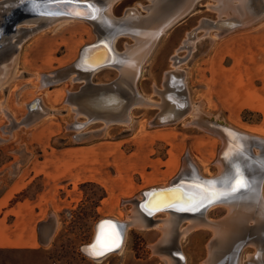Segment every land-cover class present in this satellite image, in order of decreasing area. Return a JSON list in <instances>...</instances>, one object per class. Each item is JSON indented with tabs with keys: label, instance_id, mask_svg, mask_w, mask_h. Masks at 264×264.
Listing matches in <instances>:
<instances>
[{
	"label": "rangeland",
	"instance_id": "374dc122",
	"mask_svg": "<svg viewBox=\"0 0 264 264\" xmlns=\"http://www.w3.org/2000/svg\"><path fill=\"white\" fill-rule=\"evenodd\" d=\"M151 4L118 0L111 11L124 16L132 10L143 17ZM217 5V0H197L187 15L157 37L140 66L135 89L149 100L162 101L165 74L175 70L173 57H186L179 68L186 74L183 91L190 106L200 103L207 117L264 139V0L248 21H239L235 10L231 18L228 12L220 13ZM218 20H226L228 27L215 25ZM205 22L213 25L206 29ZM36 31L0 69V264H166L153 250L163 237L156 226L131 227L122 252L100 262L89 258L82 245L92 240L98 220H124L133 213L130 199H141L146 188L169 185L186 165L205 177L220 174L225 142L221 129L200 126L191 113L154 124L162 109L146 105L132 108L128 123H88L85 114L77 113L78 106L67 101L68 93L80 90L86 81L72 74L46 85L44 76L67 66L82 46L96 40L94 25L67 19ZM191 41L190 53L185 46ZM136 42L132 35H122L115 48L124 52ZM120 75L119 68L109 65L95 71L91 82L106 85ZM35 98L41 99L45 112L30 124L14 126ZM254 150L260 151L257 146ZM262 187L264 200V181ZM214 205L208 218L223 219L228 206ZM167 216L166 211L156 214L158 219ZM50 220L55 228L48 242L40 234L33 242L24 240ZM189 222H179L178 230ZM213 236L211 227L201 226L178 234L175 244L185 254L184 264H205ZM255 251L247 245L242 258Z\"/></svg>",
	"mask_w": 264,
	"mask_h": 264
},
{
	"label": "bare ground",
	"instance_id": "6f19581e",
	"mask_svg": "<svg viewBox=\"0 0 264 264\" xmlns=\"http://www.w3.org/2000/svg\"><path fill=\"white\" fill-rule=\"evenodd\" d=\"M21 1L0 0V3L6 4L0 10V13L3 10L6 12L5 16L0 19V69H2L1 63L8 58L10 61L11 53H14L17 50V46L19 48L23 40H25L32 32L41 30L42 28L44 29L54 23L67 21V19L86 20L94 25L97 32V38L95 41H98L101 38V42L107 43L111 53V60L118 57L119 61L117 63L106 62L105 58L109 55L106 51L107 48L88 51L90 48L88 46L85 47L82 52L83 61L80 63L82 68L89 69L101 62H106L92 68L89 79L86 78L85 75H79L76 71H73L68 75L66 74L67 72H57V70L53 72L52 76L45 75L44 79L46 85H48L58 83L71 77L72 74H76V77L73 76L75 80H84L86 83H89L88 80L91 82V78L95 71L109 65L119 68L121 75L116 81L113 83L111 82V88H106L100 93L89 90V92L91 91L90 94H85L80 101L75 97V91L68 93L67 101L71 103L73 102L78 106L76 108L77 113L81 115L82 113L85 114L88 118V123L100 119H103L106 124H109L114 120L128 123L131 120L130 113L132 108L141 105L159 106L162 109V114L159 112L160 115L157 116L159 120H153L154 124L174 122V120H178L177 118L183 119L187 114L191 113L192 120H194L195 123L200 124V126L207 129L216 127L220 128V134L221 136H224V147L220 152V159L218 161L220 174L215 175L214 177H205L202 176L195 167L188 164L181 168L183 174L181 182H183V184L180 187L175 186L173 189H161L160 191L151 194H148L144 189V191L141 192V199L133 198L129 201L133 204L132 215H128L124 220L114 216L100 219L101 223L97 229L95 227L94 232L95 235L97 230L96 240L87 250L85 249L88 257L100 262L110 254L115 252L120 253L125 245L126 233L131 227L150 228L156 226L162 229L163 237L155 245H152L154 253H157L166 264H178L177 259L170 253L169 248H171L173 242L176 241L178 234L181 236L186 235L192 228L201 226L211 227L214 231V236L208 245L209 256L205 261V264H263L264 200L262 196V186L264 179H262L261 185H259V173L251 175L253 171L249 170L248 173H246V170L244 172L242 171L240 178L252 183L248 189H243L238 193H234L230 197L222 198L220 202L212 203L211 205L205 202L204 209L201 208L197 212L179 211L178 209L184 208L186 205L183 203H175L174 205L169 206L165 197L176 192L177 189L186 192L189 195H195V189L193 188L194 185L217 189L223 188L224 185L221 181L223 179L231 181L232 176H235L234 169L231 168L232 165H230L231 158L233 159V163L235 161L236 164H243L244 167L245 163L248 164V161H245V154L247 155L250 149L255 153L254 146H257L260 149L259 152L257 151L259 154L261 152L263 153L264 142L258 141L256 139L258 136L236 130L229 124L227 127H222L219 123H214L212 117H207L204 113H201L200 103L193 104V107L190 106L185 97V90L183 91L185 83L183 80L186 79V74L184 73V70L179 68L186 57H180L174 54L173 66L175 67V70L167 71V74H165L163 82V84H166L164 85L165 89L162 90L163 92L160 91L163 95L162 101L155 102L149 100L139 94L135 89V80L139 75L140 66L143 64L144 58L148 56L153 48L157 37L163 32L165 33L167 29L183 16L197 0H180L173 3L171 0H152L151 6L148 7L149 15L147 14V16L143 17L135 11L133 13L132 10L131 12L127 10L124 16L114 15L111 8L113 3L118 0H89V15L92 16L93 14L94 16L92 17L76 15L74 13L59 14L60 11L65 8L72 10L73 7H70L72 5L68 0L67 2H58L56 5L50 4L48 0H30V2L27 0ZM217 1V10H219L220 13L228 12L227 14H229L231 18L234 16L230 12L235 10V17H237L239 21H248V19L255 13V7L259 6L261 8L262 6V0H236V3H232L234 0ZM16 4L17 6H14ZM80 8L82 11L85 10V7L83 6ZM109 10L110 13H107ZM30 14H33L32 18H28L27 15ZM5 17L7 18L5 19ZM21 17L26 18L20 20L19 18ZM11 21H15L14 24L17 31H13L10 28L9 22ZM226 23V20H218V22L214 24L228 27ZM97 24L103 26L104 29L99 31ZM205 24L206 25L203 24V26L206 29H209L213 25L211 22H205ZM27 27H29V29ZM122 35H132L137 39V42L131 44L124 52H119L116 50L115 45L117 39ZM191 43L192 41L186 43L185 46L190 47V53L192 49ZM90 85H92V82ZM114 86L116 87L115 89L113 88ZM1 87L2 85H0V88ZM117 88L121 91H118ZM122 93L127 94L128 98ZM126 99L128 100L125 102ZM28 109V114L20 122L14 123V126L27 125L36 121L40 115L45 112L46 108L43 106L40 98H35L28 104ZM76 126H83V123H78ZM241 157H243L244 160H241ZM207 181H217V184L215 186L208 185L206 184ZM167 186L168 185L158 186L157 188H166ZM159 198L160 203H157L156 201ZM214 204H225L228 206L229 211L223 219L212 220L208 218L207 211L211 206H216ZM163 211H166L168 216L163 219L156 218V214ZM185 219H188L190 222L185 227H182L181 230H178L180 225L179 222ZM50 221L52 226H48L50 224L49 222H43L40 225L41 231H44V243L50 240L55 228L53 220ZM101 225H103V228H101ZM47 227L49 230L48 232H45ZM98 236L100 237L99 245H97ZM121 240V245L114 249L115 245ZM249 244L253 245L256 248V251L252 254L247 253V258H242L243 249Z\"/></svg>",
	"mask_w": 264,
	"mask_h": 264
},
{
	"label": "water",
	"instance_id": "95a60500",
	"mask_svg": "<svg viewBox=\"0 0 264 264\" xmlns=\"http://www.w3.org/2000/svg\"><path fill=\"white\" fill-rule=\"evenodd\" d=\"M21 1V0H20ZM27 1H29L30 2V0H27ZM67 2V0H48V2L50 3V4H52V5H56V3H58V2ZM88 1L89 0H68V2H71V5L72 6H70V7H73L72 8V10H69V8H65V9H63V10H61L60 11V13L59 14H72V13H74V14H76V15H83V16H87V17H92V16H94L93 14H92V16H90L89 14H90V11H89V6H88ZM98 1V0H97ZM172 1V3L173 2H175V1H179V0H171ZM22 2V1H21ZM6 4L5 3H0V10L5 6ZM85 5V6H84ZM14 6H17V4L16 5H14ZM85 7L84 9V11H82V10H80L81 8L80 7ZM20 7V6H19ZM15 8V7H14ZM191 11V10H190ZM189 11V12H190ZM92 12V11H91ZM188 12V13H189ZM5 10H3L1 13H0V19L1 18H3L4 16H5ZM86 13V14H85ZM188 13H186V15L188 14ZM28 16V18L29 17H31L32 18V16H33V14L31 15H27ZM183 17V16H182ZM7 17H5V19H6ZM26 18V17H25ZM24 17H21V18H19L20 20H24L25 19ZM179 19H181V18H179ZM178 19V20H179ZM177 20V21H178ZM176 21V22H177ZM14 22L15 21H11V22H9V25H10V28L13 30V31H17L16 29V27H15V24H14ZM97 27H98V29H99V31H102L103 29H104V27L103 26H100L99 24H97ZM28 29H29V27H27ZM7 34H8V32H7ZM100 34V33H99ZM101 38L98 40V41H95V42H91V43H89V44H85L84 46H82V48H81V50H80V54H79V56L74 60V61H72L71 63H69L67 66H64V67H62V68H59L58 70H57V72H61V71H64L66 74H70L71 72H73V71H76V72H78L79 73V75H85L86 76V78H90V76H91V69L92 68H95V67H97L98 65H102V64H104V63H106L107 61L109 62V63H111V62H113V63H117L118 61H119V58L117 57V58H114L113 60H111V53H110V49L108 48V45H107V43H104V42H101ZM105 40V39H104ZM106 41V40H105ZM90 47L89 49H88V51H92V50H97V49H106L107 48V52L109 53V55L105 58V61L106 62H101V63H99V64H97L96 66H92V68H87V69H84V68H82L81 66H80V63H82V61H83V57H82V52H83V49L85 48V47ZM1 47H2V45H1ZM116 80V79H115ZM115 80H113L112 81V83L115 81ZM88 82L89 83H86V82H84L83 83V87L80 89V90H77V91H75L76 92V94H75V97L80 101V100H82V98H83V96L86 94V95H89L90 94V92H89V90H92L93 92H101V91H104L106 88H111V82L108 84V85H98V84H95V83H93L92 82V85H90V81L88 80ZM114 89L116 88L115 86L113 87ZM117 90L118 91H121L120 89H118L117 88ZM124 96H126L127 98H128V95L127 94H124V93H122ZM128 99H126L125 100V102L127 101ZM212 120L214 121V123L216 122V123H219V125H221L222 127H227V123H225V122H223L222 120H217V119H215V118H212ZM256 139L258 140V141H261V142H264V139H261V138H257L256 137ZM241 160H244V158L243 157H241ZM248 161L247 163L248 164H246L245 163V166L243 167V164H236L235 163V161H234V163H233V159L231 158V160H230V165H232V167L231 168H233L234 169V174H235V176H232V179H231V181L230 182H232V181H235L237 178H240L241 177V173H242V171L244 172L245 170H246V173H248L249 172V170L250 171H253V173H251V175H253V174H255V173H259L258 174V177H259V179H258V184L259 185H261V182H262V179H264V152L262 153H254L253 151H251V149L249 150V153L246 155L245 154V161ZM240 165V166H239ZM251 167V168H250ZM233 174V173H232ZM183 174H182V169H180L178 172H177V174L170 180V183H172V184H170V185H168L166 188H157L158 186H154V187H150V188H146L145 189V191L146 192H148V194H151V193H153V192H157V191H160L161 189H163V190H166V189H173L175 186H177V187H180L182 184H183V182H181L182 181V179H183ZM241 179V178H240ZM243 182H245L246 184H248V185H252V183L250 182V181H247V180H243V179H241ZM243 189H248V187H246V188H242V189H240L239 191H241V190H243ZM144 191V190H143ZM238 191V192H239ZM238 192H236V193H238ZM129 199V198H128ZM160 201V198L156 201L157 203H160L159 202ZM158 205V204H157ZM205 207V206H204ZM204 207H201L202 209H204ZM101 223V220H98L97 222H96V224H95V227H96V229L98 228V226H99V224ZM42 224V223H41ZM96 235H97V230H96V233H95V235H94V237H93V239H92V241H90V242H87V243H85V244H83L82 245V248H83V251L87 254V252H86V250L88 249V247L89 246H91L94 242H95V240H96ZM121 243H122V240L117 244V245H115V247H114V249L115 248H118L120 245H121ZM86 249V250H85Z\"/></svg>",
	"mask_w": 264,
	"mask_h": 264
},
{
	"label": "snow or ice",
	"instance_id": "6c2138e0",
	"mask_svg": "<svg viewBox=\"0 0 264 264\" xmlns=\"http://www.w3.org/2000/svg\"><path fill=\"white\" fill-rule=\"evenodd\" d=\"M221 183L224 187L219 189L194 185L193 188L195 189V195H189L188 193L177 189L176 192L165 197V200L169 203V206H172L175 203L185 204L186 207L178 209L179 211L197 212L201 209V207H204L205 202L211 205L212 203L220 202L222 198L232 196L242 188L250 187V185L243 182L240 178H237L232 182L228 179H223ZM206 184L215 186L217 181H207ZM101 228H103V225H101ZM99 243L100 237L98 236L97 245H99Z\"/></svg>",
	"mask_w": 264,
	"mask_h": 264
},
{
	"label": "flooded vegetation",
	"instance_id": "af4514ba",
	"mask_svg": "<svg viewBox=\"0 0 264 264\" xmlns=\"http://www.w3.org/2000/svg\"><path fill=\"white\" fill-rule=\"evenodd\" d=\"M169 251L177 259L178 264H184L186 258L185 254L183 250L175 244V241L173 242L171 248H169Z\"/></svg>",
	"mask_w": 264,
	"mask_h": 264
},
{
	"label": "crops",
	"instance_id": "0c3cea01",
	"mask_svg": "<svg viewBox=\"0 0 264 264\" xmlns=\"http://www.w3.org/2000/svg\"><path fill=\"white\" fill-rule=\"evenodd\" d=\"M18 177H19V175H18ZM43 222H49V221H43ZM42 222V223H43ZM50 224L48 225V226H52V223L51 222H49ZM54 224V223H53ZM48 230H49V228L47 227V230H45V232H48ZM44 232V231H43ZM43 232L41 231V229H39V231H37L36 232V235L34 236V233H32V232H29L27 235H25V237H24V240H28V238H30V240H32V242H33V240L35 239V238H38V235L40 234V239L41 240H43Z\"/></svg>",
	"mask_w": 264,
	"mask_h": 264
}]
</instances>
